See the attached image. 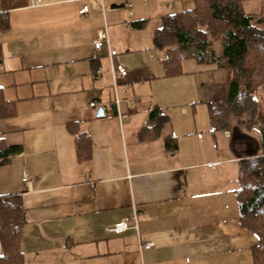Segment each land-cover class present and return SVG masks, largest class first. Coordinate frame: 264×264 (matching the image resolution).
I'll return each mask as SVG.
<instances>
[{"label":"crops","instance_id":"1","mask_svg":"<svg viewBox=\"0 0 264 264\" xmlns=\"http://www.w3.org/2000/svg\"><path fill=\"white\" fill-rule=\"evenodd\" d=\"M8 1L0 88L16 114L0 119V139L21 150L0 164V196L22 198L25 264H254L260 240L241 223L237 192L241 161L261 145L231 126L213 130L201 75L207 82L224 68L185 58L183 73L168 76L154 45L163 19L195 0ZM241 1L247 14L264 9V0ZM101 30L128 70L124 119L108 48L94 51ZM80 133L92 142L82 162ZM135 214L128 229L109 230Z\"/></svg>","mask_w":264,"mask_h":264},{"label":"trees","instance_id":"2","mask_svg":"<svg viewBox=\"0 0 264 264\" xmlns=\"http://www.w3.org/2000/svg\"><path fill=\"white\" fill-rule=\"evenodd\" d=\"M27 5V0H9L7 9ZM9 27L8 12L0 13V30ZM156 49L166 50L164 66L168 76L183 73L185 58L201 64H216L232 74L229 95L209 104L214 131L230 129V117L249 114L248 127L260 129L261 154L244 158L240 166L241 187L237 192L242 225L257 234L254 264H264V123L255 93L264 84V9L260 14L245 13L241 0H195L191 10L163 19L154 35ZM3 54L0 47V63ZM16 114L15 104L4 99L0 88V119ZM79 161L91 157L92 142L80 133L75 139ZM20 147L5 145L0 139V164L19 153ZM23 201L18 195L0 196V237L4 253L0 264H25L21 250Z\"/></svg>","mask_w":264,"mask_h":264},{"label":"rangeland","instance_id":"3","mask_svg":"<svg viewBox=\"0 0 264 264\" xmlns=\"http://www.w3.org/2000/svg\"><path fill=\"white\" fill-rule=\"evenodd\" d=\"M194 6H192L193 8ZM191 8V9H192ZM162 55L164 57H167L168 54L166 50H162ZM185 64V63H184ZM184 69L187 70L188 68L186 65H184ZM212 80L205 81V77H202L201 75V86L204 89V97L205 101H209L212 103H215L225 97L228 93L229 89V83L231 79V72L228 69H217L216 72L210 73ZM199 78V77H198ZM200 79V78H199ZM170 82L176 83L175 80H172ZM159 83L155 84V88H153L156 92H162L161 86L158 87ZM148 90H150V87H148ZM208 90V92L206 91ZM208 96V97H207ZM207 97V98H206ZM255 98L259 102V108L261 111V115L258 118V124L264 123V84L260 85L258 90L255 93ZM206 103V102H205ZM207 104V103H206ZM248 121H249V114H238V115H232L230 117L231 127L234 130L238 131V135L241 137L248 136L255 140L256 142L260 143V129L258 125H255L252 128L248 127ZM237 135V133H236ZM244 141V140H243ZM253 142V141H252ZM259 153H261V147L259 146ZM252 153H256V149L252 150ZM246 152L242 150V155H245Z\"/></svg>","mask_w":264,"mask_h":264},{"label":"built area","instance_id":"4","mask_svg":"<svg viewBox=\"0 0 264 264\" xmlns=\"http://www.w3.org/2000/svg\"><path fill=\"white\" fill-rule=\"evenodd\" d=\"M126 7H127V9H131L132 6H131V4H127ZM87 11H88V7H84L83 10H81L80 12L84 13ZM105 46L108 48V56L110 58V63H111L110 71H111L112 78H113L114 104L117 107V112H118L120 118L124 119V118H127L128 115L121 113L120 104L122 102L121 95L127 94L128 90H129L128 83H126L124 81V79L128 75V70L118 61L117 51L115 49L111 48L108 31L107 30H101V31H99L97 38L93 42L94 51L96 53H98ZM102 73H103L102 68L98 67L96 70V74L101 75ZM124 101L127 103L130 110L135 109V100L133 98L126 97L124 99ZM97 106H98V104L96 102H92L90 104V107H97ZM227 134L229 135L228 132H227ZM28 180H29V178L25 177L23 181L27 182ZM136 220H137V215L135 214L134 217H132L131 219H126L123 222L112 226L111 228H109V230L114 231V232H122V231L128 229L129 223L131 221H136ZM151 247H153L152 243H148L145 245V248H147V249H149Z\"/></svg>","mask_w":264,"mask_h":264},{"label":"water","instance_id":"5","mask_svg":"<svg viewBox=\"0 0 264 264\" xmlns=\"http://www.w3.org/2000/svg\"><path fill=\"white\" fill-rule=\"evenodd\" d=\"M105 114H104V110L103 108H99L98 112H97V117H103Z\"/></svg>","mask_w":264,"mask_h":264}]
</instances>
